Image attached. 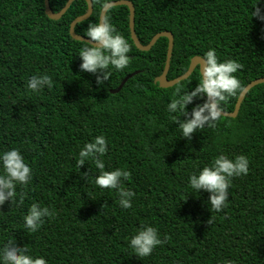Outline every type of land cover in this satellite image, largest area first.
<instances>
[{
	"label": "trees",
	"instance_id": "obj_1",
	"mask_svg": "<svg viewBox=\"0 0 264 264\" xmlns=\"http://www.w3.org/2000/svg\"><path fill=\"white\" fill-rule=\"evenodd\" d=\"M65 1L48 3L58 11ZM130 1L139 42L158 31L172 33L168 79L209 47L219 59L242 65L235 73L241 88L220 102L223 111L233 109L247 82L264 76V20L250 16L254 0ZM91 3L89 16L74 25L84 36L102 7V0ZM258 6L264 12V4ZM85 10V0H73L61 16L49 18L43 0H0V150L18 148L33 169L0 204V246L10 241L48 264H264V82L245 93L235 116H223L214 128L206 121L185 137L179 124L205 95L193 97L185 113L171 112L167 104L177 86H183L180 94L197 86L198 66L160 87L154 78L162 71L167 39L157 38L147 50L136 48L127 6L119 4L104 16L130 44L128 66L84 71L78 51L87 42L72 38L68 27ZM106 71L110 75L98 85L96 77ZM43 73L52 87L42 83L35 93L27 90V79ZM98 134L107 142L108 150L96 154L105 170L129 171L127 179L120 178L134 193L127 209L115 188L93 183L100 170L91 158L76 165L80 147ZM221 152L245 155L249 172L231 178L227 207L216 212L209 192L191 189L188 176ZM31 203L55 212L43 216L33 233L23 227ZM145 225L156 227L163 243L141 257L129 241Z\"/></svg>",
	"mask_w": 264,
	"mask_h": 264
},
{
	"label": "clouds",
	"instance_id": "obj_2",
	"mask_svg": "<svg viewBox=\"0 0 264 264\" xmlns=\"http://www.w3.org/2000/svg\"><path fill=\"white\" fill-rule=\"evenodd\" d=\"M260 4H264V0H254L250 16L264 20V12L258 6ZM101 6L111 7V4L109 0H102ZM86 37L89 42L82 43L78 51L81 59L80 69L94 73L97 69L110 67V71H120L128 66L130 56L126 54L130 52V44L110 22L108 16L101 17L98 22H89ZM203 58L204 63L202 67L200 65L197 86L182 94H180V90L183 86H177L173 98L167 104V109L171 112L185 113V105L193 97H198L201 93L205 95V101L192 108L191 117L179 124L180 132L185 137H190L194 130L203 128L206 121L209 122L210 128H214L216 122L223 118V108L220 102L235 96L241 88V83L235 75L237 70L242 67L238 61L230 58L219 59L216 49L213 47L204 51ZM110 71L104 72L102 77H96L98 85L102 80L108 78ZM42 83H46L51 88L53 80L47 73L33 74L27 79L26 89L35 93ZM106 145V138L102 134L93 137L91 142H85L76 155V165L78 166L85 159L91 158L95 167L100 170L93 183L101 189L115 188L118 193L119 205L127 209L132 204L134 193L131 189L123 187L120 178L127 179L129 171L120 167L105 170L104 161L97 159L96 154L102 156L108 150ZM248 164L249 160L243 154L230 158L221 152L209 163L200 167L198 171L190 173L188 185L193 190L208 191L211 209L219 212L222 208L227 207V189L231 184V178L247 175ZM32 171V167L18 148L11 147L0 150V204L6 198H12L15 195L14 183H26L31 178ZM54 215L55 212L49 207H38L36 203H31L26 214L23 215V227L29 233H33L43 223V216L52 217ZM158 235L156 227L145 225L131 236L129 246L139 256L146 257L156 245L163 243ZM0 264H48V261L43 256L32 255L25 248L5 241L0 246ZM222 264H232V261L224 260Z\"/></svg>",
	"mask_w": 264,
	"mask_h": 264
},
{
	"label": "water",
	"instance_id": "obj_3",
	"mask_svg": "<svg viewBox=\"0 0 264 264\" xmlns=\"http://www.w3.org/2000/svg\"><path fill=\"white\" fill-rule=\"evenodd\" d=\"M72 1L73 0H66L65 3L63 4V6L58 11H52L50 9V7H49L48 0H43L44 12L49 18H58L59 16H61V14L64 13V11L68 8V6L71 4ZM85 2H86V10L82 14H79V15L75 16L70 21L69 27H68V32H69V34H70V36L72 38L77 39V40H81V41H84V42L88 43L89 42L88 41V37H86L84 35H81V34H78V33H76L74 31V25L77 22L87 18L89 16V14L91 13V10H92L91 0H85ZM109 3L111 4V6L119 5V4L127 6V9H128L129 33H130V37L132 39V42L134 43L136 48H138L140 50H147L154 44V42L157 40V38H159L161 36L166 37L167 46H166L164 65H163L162 71L159 74V76H156L154 78V80L158 82V85L160 87L171 86L174 83L186 78L192 72V70L194 69L195 66H198L199 70H200V65H201V67L203 66L204 58L199 56V55H194V56H192L190 58L188 67L186 68V70L183 73H181L180 75H178V76H176L174 78L168 79L166 77V73H167V70H168V67H169V60H170V55H171V50H172V45H173L172 33L170 31H168V30L158 31V32L154 33L151 36V38L148 40L147 43L142 44L141 42H139V40L136 37L135 32H134V7H133L132 2L130 0H110ZM107 8H109V7L105 6V7H101L100 8L99 15H98V21L100 20L101 17L104 16ZM92 43L94 44L95 42H92ZM136 72L137 71H133L131 73H128L126 76H124V78L120 81L118 86L116 88L110 89V92H117L121 88V86L124 83V81L129 76H131L133 73H136ZM261 82H264V76L256 77V78L250 80L249 82H247L243 86V88L240 90V92H239V94H238V96L236 98V101H235L233 109L231 111H223L222 112V116H230V117L235 116L237 111H238L240 102H241L243 96L245 95V93L253 85H255L257 83H261Z\"/></svg>",
	"mask_w": 264,
	"mask_h": 264
}]
</instances>
